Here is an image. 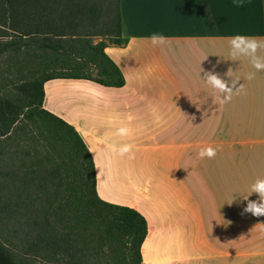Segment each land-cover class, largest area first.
<instances>
[{
  "label": "crops",
  "instance_id": "0c3cea01",
  "mask_svg": "<svg viewBox=\"0 0 264 264\" xmlns=\"http://www.w3.org/2000/svg\"><path fill=\"white\" fill-rule=\"evenodd\" d=\"M117 7L121 41L105 40L104 52L122 84L50 78L42 84L43 108L71 125L86 147L98 198L130 207L144 219L139 264H264V216L241 215L245 197L258 200L252 184L264 180V138L257 135L264 122V71L248 80L256 70L247 57L231 59L226 39L264 36V0H243L242 7L233 0H117ZM153 33L169 39L154 46L147 39ZM145 46L161 53H125ZM257 54L264 56V49ZM213 66L226 80L230 70L243 85L226 103L204 79ZM121 128L128 134L121 135ZM126 145L131 149L122 153ZM208 146L216 156L201 159L198 153ZM163 149H180L169 177L162 172ZM136 155L150 158L137 162ZM135 170L147 172L139 178L130 172ZM191 180L199 197H186L197 202L201 227L220 234L209 254L173 248L182 197L163 187Z\"/></svg>",
  "mask_w": 264,
  "mask_h": 264
},
{
  "label": "trees",
  "instance_id": "16d2710c",
  "mask_svg": "<svg viewBox=\"0 0 264 264\" xmlns=\"http://www.w3.org/2000/svg\"><path fill=\"white\" fill-rule=\"evenodd\" d=\"M0 26L12 34L0 41V53H21L24 58L23 80L12 91L0 94V144L32 150L30 157L28 151L24 153L37 169L31 168L28 174L38 179L47 199L55 202L60 225H66L68 218L76 234L79 228L90 226L91 236L96 234L110 253L127 254L128 264H139L144 219L130 207L98 198L86 147L71 125L42 106V84L50 78L122 84L120 71L105 55L106 41H91L100 34L111 43H120L117 0H3ZM100 26L105 33L98 31ZM262 132L261 123L257 135ZM260 144L264 149V142ZM63 237L54 238L52 246L62 250ZM0 264L29 263L14 259L0 244Z\"/></svg>",
  "mask_w": 264,
  "mask_h": 264
},
{
  "label": "rangeland",
  "instance_id": "374dc122",
  "mask_svg": "<svg viewBox=\"0 0 264 264\" xmlns=\"http://www.w3.org/2000/svg\"><path fill=\"white\" fill-rule=\"evenodd\" d=\"M99 28L100 33H105L101 26ZM10 35H12L11 32L5 26H0V41H7ZM100 38L107 40V36L99 34L92 36L91 41L96 42ZM125 53H161V49L145 46L131 48ZM167 60L172 61L168 58ZM23 61L21 53H0V94L8 92L23 80ZM26 61L30 68L33 63L31 57L26 58ZM20 67H23L22 70ZM262 129L263 136L264 122H262ZM0 147V244L14 259L29 264H128L129 255L110 253L107 246L99 243L96 234L91 236L90 226H86L84 230L79 228L76 234L73 232L74 229H70L68 218L64 221L66 225H60L56 221L55 202L52 198L47 199V193L38 186V179H32L28 174L31 168L37 169L36 165L33 166L28 161L32 155L30 148L20 145L16 147L14 144L11 146L0 144ZM24 151L29 152V157ZM179 151L180 149H163L162 155H165V158L162 159V172L168 177L177 167ZM135 158L137 162H147L150 156L136 155ZM130 172H134L141 178L147 171ZM189 182L187 184L182 182L183 185L174 187H163V190H170L168 193L174 194L178 199L182 197L181 208L176 213L182 226L177 228L178 241L173 248L175 252L181 254H209L213 252V243L220 234L206 232L201 227L202 212L199 208L196 210V201L190 202L186 197L189 195L193 200L199 197V187L193 180ZM121 188L129 191V187ZM107 189L111 193L116 187H101L104 192ZM61 235L65 236L62 238L65 242L60 243L62 250L52 246L54 245L52 240ZM46 243H50V246H46ZM168 247L169 244L166 245L167 249Z\"/></svg>",
  "mask_w": 264,
  "mask_h": 264
},
{
  "label": "clouds",
  "instance_id": "9594fccd",
  "mask_svg": "<svg viewBox=\"0 0 264 264\" xmlns=\"http://www.w3.org/2000/svg\"><path fill=\"white\" fill-rule=\"evenodd\" d=\"M233 4L236 7H242L243 0H233ZM147 39H149L154 46H159L165 44L169 38L160 33H153ZM226 39L228 40L231 59L236 60L240 57H247L249 58L251 66L256 70L255 72H249L247 74L246 78L248 80L254 79L256 72L264 71V56L257 54L259 50L264 49V36L236 34ZM226 75L231 79H223L221 75L215 71V66L204 73L206 83L220 94L218 99L221 103L230 101L234 92L238 93L243 89V85L239 83V77L233 78L230 70ZM119 132L121 135L128 134L126 128H121ZM130 149L131 145H126L123 147L122 153L130 151ZM216 154L217 150L212 146L202 148L198 153L201 159L205 157L213 159ZM251 192L258 195V200H248V197H245L244 199L247 200V204L246 207L243 208L241 215L251 213L255 217L264 216V180H257L252 184Z\"/></svg>",
  "mask_w": 264,
  "mask_h": 264
}]
</instances>
